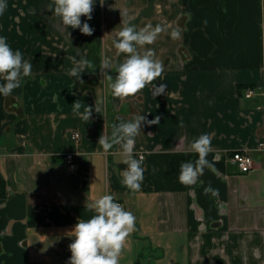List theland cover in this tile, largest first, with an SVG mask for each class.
<instances>
[{
	"label": "crops",
	"instance_id": "0c3cea01",
	"mask_svg": "<svg viewBox=\"0 0 264 264\" xmlns=\"http://www.w3.org/2000/svg\"><path fill=\"white\" fill-rule=\"evenodd\" d=\"M6 3L0 36L32 70L11 96L0 95V264H68L76 223L95 214L88 205L104 194L136 217L119 264H264V149L257 147L264 140V0H94L93 18L81 16L91 36L63 25L49 9L54 0ZM122 19L137 30L168 28L138 49L154 50L162 75L123 100L103 75L115 78L125 59L112 43ZM173 29L181 39L171 38ZM72 57L93 65L79 80L68 74ZM105 57L111 69H101ZM160 84L167 88L155 95ZM77 100L92 107L89 121L73 111ZM137 115L160 121L142 124L135 138L146 171L133 193L117 172L127 167L120 147L105 153L98 141ZM205 133L215 171L205 168L197 184L184 186L180 164L198 158L190 145ZM237 149L254 157L247 172L230 160ZM68 151L77 153L74 168L64 162ZM209 183L217 197L203 194Z\"/></svg>",
	"mask_w": 264,
	"mask_h": 264
},
{
	"label": "clouds",
	"instance_id": "9594fccd",
	"mask_svg": "<svg viewBox=\"0 0 264 264\" xmlns=\"http://www.w3.org/2000/svg\"><path fill=\"white\" fill-rule=\"evenodd\" d=\"M103 2H101L102 4ZM8 7L6 0H0V15H3ZM49 9L59 17L65 26L79 29L84 35H93L94 29L89 23L81 22V16L91 20L94 10V0H54ZM122 17L126 13L121 12ZM191 16V12L186 13ZM207 26V20L202 22ZM123 27L117 32V38L113 40V46L117 54H124L125 59L116 66L117 75L113 78L106 71L103 75L109 81L111 94L114 98L126 99L141 92L147 85L160 77L164 71L163 62L155 59V52L148 48L143 52L138 49L156 42L161 33H167V26L151 24L137 30L136 26L122 19ZM173 40L181 39V31L173 29L170 33ZM74 67L69 70V75L80 79V75L86 68H93L92 62L87 59L77 60L72 57ZM102 70L111 69L112 65L107 57L100 64ZM32 64L23 59L19 50L15 52L7 43V38L0 36V77L4 83L0 84V95L5 98L11 96L15 89L22 86L24 77L31 75ZM155 95H161L167 88L166 84L154 86ZM103 100L97 99L95 111L101 113L100 105ZM73 111L78 113L85 122L90 120L92 107L81 104L78 100L73 104ZM12 107H18L13 104ZM83 107L84 111L79 112ZM121 121L120 117L116 118ZM160 117L147 120L143 115H137L131 121H121L112 125L110 136L102 134L98 145L105 153L114 146L122 150L123 163L127 167L123 170L117 169L121 177L122 186L135 193L141 190V185L146 171L143 164V156L136 158L134 154L135 138L141 133L142 124L158 125ZM183 127V122H180ZM211 136L207 133L201 134L195 139L190 150L198 155L193 161H184L180 164L178 181L184 186H193L203 175L205 168L215 171L214 164L207 159L211 151ZM153 173L156 169H152ZM204 195L211 194L212 197L219 195V189L213 188L209 183L203 189ZM90 211L95 214L87 220L79 219L72 233L74 241L69 244L71 256L68 264H119V259L125 247L127 238L135 231L136 217L130 211H126L122 204L116 202L111 194L101 195L88 205Z\"/></svg>",
	"mask_w": 264,
	"mask_h": 264
},
{
	"label": "built area",
	"instance_id": "2783aa9c",
	"mask_svg": "<svg viewBox=\"0 0 264 264\" xmlns=\"http://www.w3.org/2000/svg\"><path fill=\"white\" fill-rule=\"evenodd\" d=\"M252 93H253V88L247 87L245 90V96L249 97L251 96ZM72 138L74 140H78L80 138V133L78 131H74L72 133ZM257 147L259 149H264V140L259 141ZM140 156H143V158L145 157L143 154H141ZM63 158L67 167L74 168L75 166H77L78 156L76 152L68 151L64 154ZM230 160L233 164L237 166V168L241 172L249 171L250 169L253 168L255 164L254 157L251 155V153L248 150H241V149L234 150L233 152H231Z\"/></svg>",
	"mask_w": 264,
	"mask_h": 264
}]
</instances>
